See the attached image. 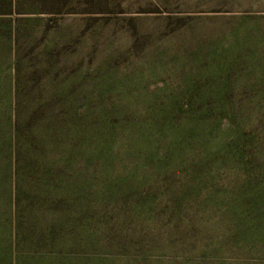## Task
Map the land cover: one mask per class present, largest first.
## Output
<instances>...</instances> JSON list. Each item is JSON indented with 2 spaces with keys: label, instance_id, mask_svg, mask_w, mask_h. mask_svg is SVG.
Listing matches in <instances>:
<instances>
[{
  "label": "rangeland",
  "instance_id": "374dc122",
  "mask_svg": "<svg viewBox=\"0 0 264 264\" xmlns=\"http://www.w3.org/2000/svg\"><path fill=\"white\" fill-rule=\"evenodd\" d=\"M221 142L236 157L221 160ZM181 155L188 164L174 169L168 157ZM154 156L171 162L152 167ZM160 167L165 177L146 184ZM202 183L189 206L192 254L206 240L224 252L211 264H264L262 245L223 242L227 206L240 212L248 191L264 190V0H0V241L20 211L25 251L62 250L49 264L70 252L80 264H126L131 254L106 244L119 235L115 218L155 195V232L164 235L172 191ZM76 216L71 248L36 238ZM94 229L103 231L96 248ZM158 251L149 264L186 263L167 242Z\"/></svg>",
  "mask_w": 264,
  "mask_h": 264
},
{
  "label": "trees",
  "instance_id": "16d2710c",
  "mask_svg": "<svg viewBox=\"0 0 264 264\" xmlns=\"http://www.w3.org/2000/svg\"><path fill=\"white\" fill-rule=\"evenodd\" d=\"M18 120L19 119L17 117V122L15 123L16 133L19 131L21 132L22 130V127H20V123ZM159 135L167 136L170 134L166 132H160ZM175 136L181 140L182 144H186L189 148L199 147L203 144L201 143L202 139L200 138V135L192 137H189L187 135ZM196 137H198L197 141ZM25 143L26 142H24V139L22 138H19V140L16 139L15 141V161L17 160V162L21 161L20 158L23 152L26 151V149H24ZM227 149L228 148L225 142H221L219 144L217 154L219 157L222 156L221 160L235 156L228 153L226 151ZM28 150L30 152V148H28ZM168 158L172 159L175 162L174 169L183 168L185 167V164H188V161L183 157V155L179 157L169 156ZM168 158L156 159V157L154 156L150 160L152 162L151 166L154 167L160 162H163L161 160H167V163L170 164L171 160ZM238 158L239 166L241 167V161L244 157L238 156ZM198 162L199 161H197L196 163ZM200 163H202V161H200ZM190 167H194V165H190ZM192 170L187 171L188 173H190ZM200 172L205 175L202 176L204 180L208 178L203 167L200 168ZM165 175L166 173H164V170H162L160 167V169L156 173L146 177L147 180L145 181V183L149 185L152 182L151 179L165 177ZM252 178L253 177L248 176L247 180L254 181L252 180ZM21 179L22 173H16L15 185L17 191L15 193V199L13 200V203L15 207H19V210L21 208L22 200L20 199L22 190L20 189ZM204 186L205 183L200 184V187L198 188H196L195 186H190L187 191L183 193H175L172 191L173 198L171 199H173L174 202L169 205V210L167 209L162 214L160 213V215L168 216L167 218L169 220V224H171L172 226V228L164 235L155 232V226L161 220V217H159L156 212V210H158L159 212L158 207H161L162 205L160 199L155 195H151L152 197L142 196L146 198L145 202L135 205L131 210V213L126 215H119L120 213H118L119 216L115 218L114 222H116L115 224H117L119 227V235H116L115 241L108 238L106 244L112 246L121 253L131 254L129 258L130 262H127L126 264L141 263V260H138V258L142 259V261H144L146 264H149V260L152 262L154 258H161L157 257V254L159 252L158 247L162 242L169 243L173 251L178 250L179 254L185 257V264H211L212 261L217 260V256L224 254L222 249H216L214 243H208L206 240H204L199 245V247L201 248L198 252H196V254H192V251H190L191 246H193V240L197 238V232H195L194 227L191 225L195 217H192L190 215L189 206L196 198L200 197L196 195L200 194ZM249 188H252L251 183ZM256 190L257 191L252 192V194L251 191H248L247 193H249L250 196L245 195L246 203L244 206V210L238 212L237 210H233L231 205L227 206L228 210L225 211L226 214L224 215V221L226 222V224L225 227H223V242L229 243V245L226 246L227 249L232 244L237 245L236 248L241 249L242 251L255 250L254 247L258 245H262L264 248V190L261 189L258 191L257 188ZM201 204L208 206L206 201L202 202ZM242 206L243 203L241 205V208ZM23 218L24 217L20 215L19 211V214L16 217L18 225L15 228H11V226L9 225V228L6 231L10 232V239L9 235H7L6 233L2 234L4 237V241H0V264H49L52 258H59L63 255L62 250H60V252L57 251V253L54 255L52 253L43 255V253L35 251L34 249H30L31 251H25L23 244H20L22 240L20 239L22 233L20 231L19 225L20 221ZM77 220V216L73 220L70 219L68 222L66 221V219H64L63 221L58 218L57 220H55V227L53 229L51 227V229H49L47 233L43 232V230H40L41 232L38 233L36 238L40 237L38 238L40 242L50 244V246H53L55 248H61L60 244L64 246L63 248H67L68 246L71 248V245L75 243L74 236L79 234L81 235V231L78 230L80 222H77ZM66 223L68 224L64 227V224ZM182 224L188 225L183 228ZM61 227H64V233L62 232ZM66 227H68L67 230ZM59 228H61V231L59 230ZM88 232L90 233L89 236L92 241L95 242L93 248H96V239L98 238V236L99 238H101V233H103V231L99 232L98 230L94 229L93 231L90 230ZM214 235L216 236L215 233ZM13 239L15 241L10 244L9 240ZM102 246H104L103 243ZM167 254H169L167 250H164L160 256L164 257L167 256ZM73 256L74 253L70 252L68 258L63 257L62 261L59 260V264H80L78 262V259L71 258ZM82 256L88 258V261H94V257L92 256L90 258L93 259H90L89 256H85L83 254Z\"/></svg>",
  "mask_w": 264,
  "mask_h": 264
}]
</instances>
